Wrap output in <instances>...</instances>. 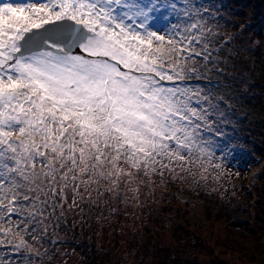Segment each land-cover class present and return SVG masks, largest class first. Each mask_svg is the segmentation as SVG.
Listing matches in <instances>:
<instances>
[{
	"label": "snow or ice",
	"instance_id": "snow-or-ice-1",
	"mask_svg": "<svg viewBox=\"0 0 264 264\" xmlns=\"http://www.w3.org/2000/svg\"><path fill=\"white\" fill-rule=\"evenodd\" d=\"M225 16L216 0H0V264L78 260L69 214L131 215L171 186L235 195L244 149L212 74L243 29Z\"/></svg>",
	"mask_w": 264,
	"mask_h": 264
},
{
	"label": "rangeland",
	"instance_id": "rangeland-1",
	"mask_svg": "<svg viewBox=\"0 0 264 264\" xmlns=\"http://www.w3.org/2000/svg\"><path fill=\"white\" fill-rule=\"evenodd\" d=\"M254 4L255 3H253L249 8V16H252V12L255 7ZM252 35L253 37L258 38L256 34ZM247 52L250 54L249 57L251 58L256 59L258 57L256 63L251 64L253 66H251L252 70L255 71L253 75L247 74L246 68L242 71L241 69H232L228 63L223 76L212 74V80L214 82L222 83V89L217 90V95L225 96L228 103L232 106L228 111L231 123L227 125L226 131L229 136L235 137V146L237 148L244 149L242 153L238 154L237 159L242 163L245 162L246 166L243 167V165H245L244 163L243 165H237L233 162H227V170L230 171L233 176H235L237 171H239L240 175L239 178L232 181V183L236 185L235 188H232L229 184H225L224 187L227 188L230 193L235 192L237 195L231 196L226 194L221 196L217 193L220 201L219 204H215L214 207L215 209L220 210V212H214V222L209 224V229H218V225H215V222H217V218L220 217V215L227 216L228 220L220 223L219 228L224 229L228 227V222H234L236 219L244 221V229H247V232L250 230H252L251 232H255L256 235H253L256 239L252 237L254 240L247 243V249L245 250L247 252V254H245L247 258H245L246 260H244L243 263L264 264V254L262 253L264 250V204H261L264 202V56L259 57L260 52L257 56L253 55L249 50ZM249 78L254 81L253 84L255 86L252 87V89H248L240 84ZM257 82H259V84ZM250 143H254L255 146L253 147ZM257 160H259L260 163H257ZM259 172L262 175L257 181ZM244 173H247L246 178L243 176ZM243 184H245L248 189H252L253 192L248 194L247 191H244L245 185ZM181 189L186 190L183 186H181ZM238 190L242 191L243 194L237 192ZM162 193V198L155 196L149 197L146 205L142 208L128 207L124 209L126 213H131V215L125 214L109 216L107 209H105L104 215L109 216V218L103 220L104 227H102V229L106 231L108 239H105V243H102L101 247L106 248L109 246V243L115 250L117 248L115 244L116 242L117 245L121 247L120 250L123 246L127 247L128 251L130 250L127 257L130 264H142L143 258L147 256L150 258L149 261H155V264L159 258L153 256L154 253H157L161 259L168 258L170 253H175L174 247L171 246L175 245V242H172L174 241V238H171L173 237V234L171 233L175 226H177L175 229L182 231L178 228V226L181 224L184 226L186 225L184 223L186 217H184L182 213L175 211V208L177 207L175 206L177 197H175L172 190H168V188H166L162 190ZM180 197H182L181 199L185 198L183 195ZM163 198L166 200L165 202L163 201ZM231 198L235 199V201ZM180 202V205H187L186 201ZM187 206L189 207V205ZM189 209V212L193 210H203L200 205L199 207L190 206ZM198 218V216L192 217L191 222L193 226L196 224L195 220H198ZM138 219L141 220V225L137 224V222H139ZM143 219H145L147 227L144 226L142 222ZM158 223H160V225ZM199 224L202 225V222L200 221ZM138 225H140L142 227L140 229H143L145 232L143 235L145 240L142 242L140 239L137 243L136 241H131V236L129 235L137 230ZM254 227H256V229ZM166 229L171 232H167ZM187 231L188 232L186 233L188 234L189 232H192L193 229L188 228ZM159 232L162 233L161 237L158 236ZM206 232H209V230ZM103 233L105 234V232ZM119 234H121V237L118 236ZM103 248L102 250L107 254V252H105L107 249ZM213 249H215V246L214 248H211L210 244L207 242V244L204 245L205 253L202 254L201 260L204 261L211 258L212 254H214L215 257L218 250L215 249L213 251ZM248 252L251 253L253 257L249 256ZM120 255L121 253H119V256ZM257 257L258 259H256ZM234 258L235 255L233 254V251H227L223 260L231 264ZM109 259L110 261H118V258L112 259V256H109Z\"/></svg>",
	"mask_w": 264,
	"mask_h": 264
},
{
	"label": "trees",
	"instance_id": "trees-1",
	"mask_svg": "<svg viewBox=\"0 0 264 264\" xmlns=\"http://www.w3.org/2000/svg\"><path fill=\"white\" fill-rule=\"evenodd\" d=\"M216 3L222 5L223 11L226 13L225 20L221 21L226 34H235L243 29V38L234 42L232 50H230L228 56L225 57L227 63L232 69H241L242 71L244 68H246V73L253 75L255 71L252 70L253 66L251 64L256 63L258 57L256 59L249 57L250 54L247 51H251L252 54L256 56L260 52L259 57L264 56V0H216ZM253 3H255V7L253 9L252 16H249V8ZM237 25L239 27H237ZM252 34H256L258 38L253 37ZM233 51L234 54H232ZM253 82V79L249 78L240 84L248 89H252V87L255 86ZM257 83L259 84V82ZM250 145H253V147L255 146L254 143H250ZM237 158L230 159L229 162L236 163L237 165H243V163L245 164V162L242 163L238 161ZM244 166H246V164L243 165V167ZM260 172L258 173L257 181L263 174ZM246 174L244 173V178H246ZM244 187L245 190L244 188L243 190L247 191L248 194L253 192L252 189H248L246 185ZM168 190H172L175 197H177V201L174 200L176 201L175 206H177L175 211L182 213V215L186 217L184 221L186 225L184 226L181 224L178 226V228L184 232L175 229L177 227L175 226L171 233L173 234V237L171 238H174V241L172 242H175V245L171 246L174 247L175 253H170V256L165 259H161L157 253H154L153 256L159 258L155 264H229L227 261L223 260V257L227 251H233V254L235 255V261L233 260L231 264H242L244 260H246L245 258H247V256H245V254H247V252L245 250L247 249V243L251 240H254V238L256 239L254 236L256 233L251 232L252 230L247 232L248 230L244 229V221L238 219H236L234 222L229 221L228 227L223 229L219 228V225L220 223L227 221L228 217L225 215H220V217L217 218V222H215V225H218V229H209V224L214 222V212H220V210L215 209L214 207L215 204H219L220 201L218 199L219 196L217 193L198 190L194 194L191 191L183 190L181 187L175 186L168 187ZM228 192L230 193V191ZM237 192L243 194L242 191L238 190ZM181 195L185 196V200L181 199ZM236 195L237 193L235 196ZM231 199L235 201V199ZM163 201L165 202L166 200L163 198ZM180 201H186V204L189 205V207H199L200 205L203 210H193L189 212V207L184 204L180 205ZM261 204H264V202ZM100 210L101 209H96V212L90 215L86 222H82L80 216L69 214L66 227H64L63 231H59V236L67 242L64 247L74 250L76 257H78V260L74 258L72 264H117L118 261L128 262L127 257L130 253V250L128 251L127 247L123 246V248L120 250L121 247L117 245V242L115 243L117 247H115V250L109 243V246L106 248L101 247V244L105 243V239H108V237L106 231L102 229V227H104V219L99 218ZM193 216L199 217L198 220H195L196 224H194V226L191 222ZM138 220L139 222H137V224L141 225V220ZM200 221L202 222V225L199 224ZM142 222L144 226L147 227L145 219H143ZM158 224L160 225V223ZM140 225H138V228L134 233L129 235L131 236V241H136L138 243L140 239L142 242L145 240L143 236L145 232L143 229H140L142 228ZM188 228H192L193 231L187 234L186 232H188ZM254 228L256 229V227ZM205 230H209V232H206ZM103 232H105V234ZM167 232L171 231L167 230ZM159 234L158 236L161 237L162 233L159 232ZM118 236L121 237V234ZM207 242L210 244L211 248H214L215 246V249H217L218 252L215 257L214 254H212L211 258L202 261L201 256L203 253H205L204 245H206ZM102 248L107 249L105 251L107 254L104 253ZM215 249H213V251ZM119 253H121L120 256ZM262 253L264 254V250ZM108 254L110 257L112 256V259L118 258V261H110ZM249 256H252V254L249 253ZM149 259L150 258H148V256L144 257L142 264H154L155 261H149ZM256 259H258V257ZM128 264L130 263L128 262Z\"/></svg>",
	"mask_w": 264,
	"mask_h": 264
}]
</instances>
